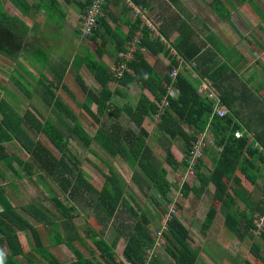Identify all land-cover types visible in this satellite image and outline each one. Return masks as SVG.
<instances>
[{"label":"trees","instance_id":"trees-1","mask_svg":"<svg viewBox=\"0 0 264 264\" xmlns=\"http://www.w3.org/2000/svg\"><path fill=\"white\" fill-rule=\"evenodd\" d=\"M91 1L85 0L80 6L84 9L90 5ZM116 1L121 2V0ZM131 1L143 10H152L153 8L150 4L152 0ZM237 1L240 4L250 3L253 5V0ZM12 2L23 14H27L33 8L26 0H12ZM230 3V0H211L208 4L220 19L226 20L229 19L231 13V9L227 5ZM106 6L107 3H104L101 7L103 13L100 16L97 15L96 21L107 32L117 35L118 47L116 50L118 55L114 59L112 68L104 61H96L89 54L87 59L78 56L80 59L75 60L73 58L71 60L77 68L85 64L101 87L99 94H95L85 86L79 75L76 74L75 76L77 89L74 88L84 93L83 107L97 125L92 135H89L76 121L70 102L63 95H58L48 83L43 82L39 77H35L23 64L21 68L32 80L37 79L34 85H36V89L38 84L41 85L42 98L46 104L54 106L63 117L71 120L69 131L76 135L86 147L96 141L110 155L122 157L131 168L139 166L147 177V180L141 179V177L136 176L135 171L133 172L132 177L138 183L139 188H149L147 184L149 181L150 186L155 188L160 196L166 200H169L170 183L167 180L166 171L156 163L147 144V138L152 129H150V125H148L149 127L144 126V121L146 123L152 122L155 114H158L159 122L155 123L158 130L163 131L171 141L176 138L182 140L183 165H187V158L197 135L203 130L210 132L213 144L217 147V157L212 169L208 173L200 171L202 165L201 159H199L196 164L198 185H188V182L183 181L180 190L184 195L193 191L195 196H200L206 187L212 185L214 187L212 197L220 203V206H211L208 212L209 222L212 221L219 208L224 212V224L228 230L236 233L240 238L243 237L244 232L252 235L255 219L264 212V198L255 206L258 214L250 213L247 215L245 211L237 208L236 198L242 200L245 207L252 212L248 198L240 189H232V183L239 185L248 181L250 184H255L259 171L264 166V110L256 109L255 116L252 115L254 116L253 119L247 122L241 120L237 110L233 109L234 104L238 101H243L248 107L251 97L244 91L247 89L244 84H242L243 90L241 89L237 93V89L235 90V87L231 85L232 81H226L228 76L233 73L229 60H222L217 64L213 62L217 53L224 57L228 56L229 49H223L220 46L221 43L215 41L210 34L205 35L201 40L197 30L192 27L187 19L176 12L171 15H162L164 21L157 27L156 32L140 18L134 17L127 21L128 30L125 34L116 33L114 29L109 27L104 18L106 17ZM125 9L123 4V10ZM159 15L161 16V14ZM84 16L85 12L81 11L80 18L82 19ZM202 25L208 32L210 31L208 25L203 22ZM100 26L96 25L92 29L94 41L101 31ZM173 29L177 31V35L169 41V30ZM30 30L31 27L22 19L8 14L0 5V54L13 61H17L19 57L26 55L33 62L31 65L34 68L35 66L43 68L47 64L52 66L53 63L49 61L48 51L36 46L31 47L33 44L27 43L28 40L26 39ZM137 30L140 31L141 36L132 53V59L128 60L126 59L127 48L125 44L133 39ZM99 48V46L95 47V51L101 57L102 53ZM171 48H174L176 55L183 60V64L178 63L176 56L171 52ZM143 50H148L155 55L163 53L169 61L168 65L165 66V71L161 73L152 65L143 54ZM191 61H194L195 71L198 75L217 89L221 102L227 107L225 115H213L211 102L199 95L196 88L197 84L195 80L189 77L190 69L185 65ZM237 61L234 60L232 64L235 65ZM123 62L126 69L122 76L117 79L118 84L128 87L133 82L138 83L142 90L147 89L151 93V97L141 91L135 105H131L128 101L121 105L112 102L111 94L113 92L111 93L109 90L108 82L115 78L113 72ZM173 68H178V72L175 78L171 79L169 70ZM66 71L67 66L65 64L60 69L54 68L57 79H50L51 84L59 88V91L65 85L67 75L65 79L63 77ZM11 79L15 80L14 83L18 89L30 99L32 93L29 89L30 82L22 83L16 75H13ZM196 82L199 81L196 80ZM169 84L177 90L175 97L167 94V85ZM0 88H2L1 84ZM115 91H118L117 87L114 89ZM254 91L258 93V98L252 97L253 102L256 105L264 103V82L257 84ZM163 97H166L167 101L165 106L161 104ZM92 103L96 105L95 110H91L89 107ZM122 113H125L135 123L138 128L137 131L122 123L120 119ZM106 116H110V119L107 120ZM247 119H249V115ZM236 130L242 132L240 137L234 135ZM32 134H43L48 139L50 146L39 139H33ZM13 141L22 146L30 161L22 160L6 149L5 144ZM166 160L173 167L176 166L175 159H173L169 149L166 152ZM0 162L14 172L16 169L13 163H16L19 168L24 169L29 174L31 169L35 167L40 174L43 173L46 178L55 181L58 188L63 193L66 192L67 195L77 194L79 188L83 192H88V189H91L97 196L99 208L101 207L109 217L115 216L119 206L126 207L134 218V222L126 234L122 233V229L115 230L113 239L111 242H107L95 228L88 226L84 230L85 236L95 244L105 264H122L115 259L114 254V248L121 237L124 238L122 250L124 260L128 264H143L144 248H152L154 237L151 235L146 222L140 219L141 214L138 215L127 204L128 202L119 185L113 178L114 176L105 175L101 186L95 187L91 180L83 175L80 161L71 153L63 130L50 119L43 117L31 103L23 111L19 110L4 97L1 89ZM38 178L41 177L38 176ZM49 198L61 213L62 219L58 221L53 219L34 203L24 204L22 208L36 222L49 225L53 235V243H64L75 255L72 264H102L94 257L92 259L82 254L74 244L75 241H78L84 245L83 236L79 235L78 229L72 221L75 207L64 205L58 194L49 195ZM0 208V264H42L35 259L36 255L43 258L48 264H59L58 259L43 243L37 227L10 202L2 185H0ZM241 224L244 225V228L241 227ZM201 228L207 229V224L202 225ZM259 235L264 239V228ZM161 236L169 247L168 253L173 260L172 264H198V256L189 244V230L176 215H171L167 219L166 232H162ZM21 237L26 240V251L21 242ZM259 249V243L253 241L249 252L253 257L260 259ZM20 257H23L24 260H21ZM257 259L251 264H260L261 259ZM151 263L166 264L163 261H158L153 255Z\"/></svg>","mask_w":264,"mask_h":264},{"label":"rangeland","instance_id":"rangeland-1","mask_svg":"<svg viewBox=\"0 0 264 264\" xmlns=\"http://www.w3.org/2000/svg\"><path fill=\"white\" fill-rule=\"evenodd\" d=\"M84 1L85 0H73L71 1V4H69L65 0H56L51 10L57 9V11L63 12V16L59 17L64 19L61 29L58 28L56 33L52 30H49L48 28H42V31H40V29H36V31L33 32L28 38L29 42L44 45L49 48L50 60L53 63L52 66L47 64L43 68L36 66L34 68L31 65L33 62L26 55L18 58L17 61H13L3 58V55L0 54V84L2 86L0 89L4 97L21 111H23L29 105V103H31L35 108L38 109L43 117L50 119L53 123L60 127L66 135L68 147L71 153H73L80 161V167L83 175L91 180L95 187L99 188L101 186L105 175L109 174L114 176V180L117 182V185H119L124 198L128 202L127 204L130 205L138 215L141 214L140 219H143L144 222H146L151 235L154 237L153 246L151 248L152 251L150 253L155 256L158 261H163L166 264L173 263V260L168 253L169 247L165 242V239L160 236V233L166 232V220L171 215H176L189 230V244L197 254L199 264H204L203 259L205 264H225L223 260L217 261L215 257L219 256L220 253L222 254L225 251H227L224 255H226L228 263L233 259V257H236V261H238L239 264H241L242 260L245 262V264L246 262L247 264H251L257 259L249 252L253 241H257L260 245L259 258L261 260H257H260V264H264V239H262L259 235V228L256 224L258 217L254 221L256 229H252L253 234L250 235V233L244 232L242 235L243 237L240 238L239 235L226 228L224 224L223 210L218 208L212 221L209 222L208 212L211 206H220V203L215 201L212 197V193L214 191V187L212 185L206 187L200 196H195L193 191H189L187 195L182 193L180 190L182 181L188 182V185H198L199 179L196 176V169L194 170L195 174L193 173L190 175L187 173L186 165H183L182 163V159L184 157L182 153V140L180 138H176L171 141L163 131L158 130L157 126H155V123L157 124L159 119L153 118V123L149 121L146 123V121H144L143 125H146V127H149L148 125H150V129H152L150 136L147 138V144L153 153L156 163L166 171V177L170 183V191L168 193L170 201L166 200L163 196H160L155 188L150 186L149 181L147 183L149 188H139L138 183L132 177L133 172L135 171L137 177L147 180L146 175L139 166L131 168L122 157L110 155L104 149H102L96 141H93L89 147H86L76 135L69 131V128L71 127V120L63 117L54 106L52 107L46 104V102L43 100L42 91L40 88L41 85L38 84L37 89L36 85H34V82H37L36 78L33 80L30 79L29 81V89L32 92L30 99H28L24 93L18 89L14 83L15 80L13 81L11 78L9 79V74L13 69L15 70L16 66L17 69L24 71L25 74L23 72L22 73L25 79L27 76H29L25 70L21 68L23 64L26 69H28L35 77H39V79H41L43 82L48 83L52 89L58 93V95H63L65 99L70 102L72 111L76 116V121L86 130L89 135L93 134L94 130L97 128L96 122L93 121V118L89 116L83 107L84 93L79 89L75 90L74 88L76 87L75 76L76 74H79L84 81L85 86H87V88H89L93 93L99 94L101 87L100 84L95 80L92 72L86 67L85 64H83L81 68H78V70L71 68L67 74L65 85L62 86L61 91H59V88L54 87L46 76L47 72L48 75L56 80L57 77L54 73V68L60 69L64 64L68 68L71 67L72 64L69 63H71V57L75 53L74 51L79 48V50L76 51L77 53L81 49V46L77 47L76 45L82 43L83 41L85 43L82 44L83 47L87 46V49H91L93 58L96 61L103 60L112 68L114 59L118 55V52L116 50L112 54L108 46H111L110 40L114 38V35L104 32L105 29L97 24V21L93 29L96 27V25L98 27L100 26V28H102L100 34H102L103 37L96 36V42L92 39L93 30L87 34H84V27L81 25L82 19L80 18L81 11L85 12L87 9V7L82 9L80 6V4L84 3ZM107 1L111 2V0H105L103 4H106ZM209 1L211 0H186L185 5H189L191 17L187 20L192 25V27H198L199 23L197 24V20L193 19V16L197 15L201 18L203 23L205 22L206 25L211 27L218 39L221 40L224 46L222 44H220V46L223 49H229V47L232 46L238 53H240V55H245L246 61L243 62L238 60L235 66H233V73L228 76L226 81H232L231 85L235 87V90L237 89V93L241 89L243 90L242 84L246 86L247 89L244 91L249 94V97H251L250 101L247 100L249 101L248 107L245 106L247 104L243 103V101H238L236 104H234L233 109L237 110L241 120L248 122L255 116L254 112L256 109L264 110V103H258L256 105L252 99V97L255 99L258 98V93L254 91V87L258 84V82H264V68L262 67L264 66V53H262L264 51L261 49V47L264 48V37H259L262 39V42H258L260 46L258 47L256 44L250 43L254 42L255 38L257 39L258 36L253 33H249L254 30V32L257 34V27L260 28L264 26V20L255 11L256 5L258 10L264 14V0H253V5L250 3H244L245 5H241L237 0H230L231 3L227 5L228 8H230L233 12L231 16L228 17L229 19H226L225 21L227 22L228 20H231L234 24L232 27L230 26V23L225 24L224 21H221L222 23L220 27L217 26V22H219L220 19L214 14L213 10L209 6ZM4 2L6 5L9 4V0H4ZM153 2L156 6H153L152 10L144 9L142 11L143 13H140L144 16L142 18L143 21L147 22L149 20V22L154 26V31L156 32L157 25L152 22L151 19H154L159 14H165L164 12L162 13L160 11H164L166 9L165 7L171 2V0H161V2L153 0ZM123 3L126 8L125 11L121 12L119 9H117V6H114L113 11L115 15L119 14L131 19L136 17L132 9L125 3V1L121 0L122 5ZM165 3H167V5H165ZM233 4L236 5V9H234L235 7ZM0 5H2L1 0ZM111 6H113L112 3ZM7 8L10 9V6ZM41 8L42 12L47 14L46 10L49 8V4L46 2V4ZM57 11L54 15L56 20ZM98 11L99 12H97V15L100 16L103 13L102 9L100 8ZM104 18L109 27L114 29L116 32H123L121 28L124 31L128 30V26L118 22L119 20L116 21L118 22L116 23L118 26L114 28L115 23L111 22V18L109 16ZM51 20H54V18ZM201 30L203 33L207 32L203 25H201ZM138 31L139 30L135 32L133 39H131L129 43L125 44L127 48L125 52L126 58L129 57L130 50L134 49L133 41ZM79 35H82V38ZM245 35L250 37L252 40L248 41L249 38ZM199 38L202 40V36L199 35ZM244 38H247V41H244ZM48 39H51V41H47ZM113 40H115V38ZM91 41H94L96 43L95 47L99 46L100 50L103 48H105V50L108 49V52H104L105 54H108L105 56V60L102 58L103 55L100 57L95 51L94 47L90 44ZM136 47L137 46L135 45V48ZM144 53L145 56L148 57L146 58L151 62L152 55H150L148 51L143 52V54ZM221 53H223V50H221ZM231 56L232 59L236 58V54L233 52H231ZM162 59L160 56L156 59L159 62H155V60H153L154 63H152L161 73L165 71V66H167L169 63L168 60L165 61L164 59L162 62ZM214 60L215 61L213 62L217 64L221 61V57L216 54L214 56ZM193 67H196V65H193ZM125 69L126 65L123 62L121 68L115 69L113 72V75L116 79L114 78L108 82V88L111 93L113 92V94H111V100L114 104L118 103V105H121L126 101H128L131 105H135L138 95L141 91H144L147 95L151 93L147 89L142 90L139 84L135 82L131 83V85L128 87H123L118 84L119 82L117 79L122 76V73ZM195 83L197 84L196 80ZM116 87L118 88V91L114 92ZM211 87L218 94L217 89H215L212 84ZM196 88L198 91L200 90V86H196ZM149 97L151 96L149 95ZM89 107L91 110H95L96 105L92 103ZM248 115L249 119H247ZM106 117L107 120L110 119V116ZM120 117L122 123L125 126L132 128L134 131L138 130L135 123L131 121L125 113H122ZM40 118L42 119V117ZM31 137L33 139H39L47 146H50L48 139L43 134H32ZM205 141L206 147L204 149L202 159H209L212 164H210L211 167L203 165L200 171L208 173L215 163L217 157V147L213 144V139L210 132H207ZM5 146L9 152L16 154L22 160L30 161L28 154L18 142L13 141L5 144ZM167 149L170 150L173 159H175L176 166L174 167L166 160ZM206 149L207 153L205 151ZM13 165L16 169V172L12 171L4 163L0 162V185L4 187L6 196L10 202L15 205L17 210L25 215L33 223V225L37 227L39 233L42 236L43 243L48 246L53 255L58 259L59 264H72V262L75 260V255L64 243L54 244L53 235L51 234L49 225L36 222L22 208L24 204L34 203L44 210L47 215H50L53 219L58 221L63 217L61 213L55 208L52 200L49 198V195L53 196L55 194L60 195V200L64 205H73L75 207V212L72 215V221L76 225L79 235L83 236L84 240V245L78 241H75L74 244L77 249L88 258L93 259L94 257L97 259V261L105 264L103 259L100 257L99 251L95 244L87 236H85L84 230L88 226L95 228L99 235L107 242H111L115 234V230L119 231L122 229V233L126 234L134 222L132 214L128 212L126 207H123V205L119 206L115 216L109 217L101 209V207L99 208L97 196L91 189H88V192H83L79 188V192H77V194L73 196L67 195L66 192L63 193L61 189L58 188L55 181L46 178L43 173L40 174V172L35 167L31 169V173L29 174L26 173L24 169L19 168L16 163H13ZM38 176L41 178H38ZM232 189H240V191L244 193V195L248 198L252 212L250 209L245 207L244 202L237 197L236 204L238 209L245 211L247 215L250 213L258 214L255 206L261 199L264 198V166L261 167L255 184H250L248 181H244L239 185L232 183ZM205 224H207L208 228L202 229V225ZM241 227L244 228V225L241 224ZM25 241V238L21 237V242L23 244L24 250L26 251L27 245ZM123 247L124 238L121 237L114 248L115 259L122 264H128V262H126L122 256ZM147 249L148 248H144V253L147 252ZM20 259L24 260L23 257H20ZM35 259L42 264H48L47 261H45L40 256L36 255Z\"/></svg>","mask_w":264,"mask_h":264},{"label":"crops","instance_id":"crops-1","mask_svg":"<svg viewBox=\"0 0 264 264\" xmlns=\"http://www.w3.org/2000/svg\"><path fill=\"white\" fill-rule=\"evenodd\" d=\"M26 1H28L29 2V4H31L32 6H33V8H32V10H30L27 14H23L22 12H21V10L20 9H18L16 6H15V4L12 2V0H9V4L8 5H6L5 4V2H4V0H1V2H2V7H3V10L4 11H6L8 14H10V15H15V16H17V17H19L20 19H22L29 27H31V30H30V32H29V34H28V36H27V39L26 40H28V38L32 35V33L33 32H35L36 31V29H40V31H42V28H44V29H46V28H48L49 30H52L53 32H55L56 33V30L58 29V28H60L61 29V25L63 24V20L64 19H61V18H59L60 16H63V12H60V11H57V9L56 10H51L52 9V6H54V3L56 2V0H49V2H48V0H26ZM67 3H69V4H71V1H73V0H65ZM157 2H161V0H156ZM186 0H171V2L167 5V3H165V5H167L165 8V10L164 11H160V12H164L165 14H163L164 16L165 15H167V14H172V13H174V12H176V13H178V14H180V16L181 17H183V18H185V19H190L191 17H190V12H189V10H190V7H189V5H185L186 4V2H185ZM46 2L49 4V8L46 10V12H47V14H44V12H42V6H44L45 4H46ZM151 3V5H152V7L153 6H156L155 4H154V2H153V0L152 1H150ZM199 2H201V1H199ZM210 2V1H209ZM111 3H112V5L113 6H111ZM124 4V3H123ZM195 4V3H194ZM158 5H159V3H158ZM178 5V6H177ZM242 5V4H241ZM243 5H245V4H243ZM10 6V9H8L7 7H9ZM15 6V7H14ZM114 6H117V9H119V11H121V12H124L125 10H123V5L121 4V2H115V0H113V1H111V2H109V1H107V6H106V9H105V12H106V16H109L110 18H111V22L113 23H115V26H114V28H116L118 25H116V23H118V22H121V23H123L124 25H127V21L130 19L129 17H124V16H121V15H115V13H114V11H113V8H114ZM122 6V7H121ZM125 6V5H124ZM234 9H236L237 7H236V5L234 4ZM256 8H257V10H256ZM153 9V8H152ZM234 9H232V10H234ZM56 11H57V20L55 19V17H54V15L56 14ZM159 11V10H158ZM188 11V12H187ZM255 11L258 13V15L264 20V14L261 12V11H259L258 10V7H256L255 6ZM232 12L233 11H231V13H230V15L229 16H231V14H232ZM110 13H111V15H110ZM215 14V13H214ZM216 15V14H215ZM52 18H54V20H51ZM193 19H195V20H197V24L199 23V26L198 27H193V28H195L196 30H197V33H198V35H200V36H202V37H204L205 35H207V34H210L211 36H212V38H214L215 39V41H217V42H219V44L221 43L222 44V42H221V40L220 39H218V37H217V35L212 31V29H211V27H209L210 28V31L208 32V30H207V32L206 33H203V31L201 30V25H202V21H201V18L200 17H198L197 15L196 16H193ZM212 19V18H211ZM220 19V18H219ZM30 21V23H29V21ZM81 20V19H80ZM119 20V21H118ZM152 20V22H154L156 25H157V27H159L160 26V24H161V22L162 21H164L163 20V18H162V15L160 16V15H157L154 19L152 18L151 19ZM56 21H57V23H56ZM116 21H118V22H116ZM224 21V23L225 24H231L230 26L232 27L234 24H233V22L231 21V20H228L227 22L225 21V20H219V22H217V26L218 27H220L221 26V23ZM48 22V23H47ZM205 23V22H204ZM159 24V25H158ZM52 27H53V29H52ZM204 27V26H203ZM119 28H121V27H119ZM47 29V30H48ZM100 29H102V28H100ZM257 29H258V32H257V34L254 32V30L253 31H251V32H249V33H253V34H255V35H257L258 37H257V39L255 38V40H254V42H250V43H254V44H256L258 47H260L259 46V44H258V42L260 41V42H262L261 40V38L262 37H264V26L263 27H257ZM121 30L124 32H122L123 34H125L126 33V31L127 30H123L122 28H121ZM104 32H107L106 30H104ZM114 32H116L115 30H114ZM108 34H110L109 32H107ZM116 33H118V32H116ZM177 35V31L176 30H169V41H171L175 36ZM81 38H82V35H79ZM98 36H102L103 37V35H101L100 33H98ZM246 36V35H245ZM261 36V38H259ZM55 37H56V34H55ZM246 37H248V36H246ZM53 38V37H52ZM115 38V40H113ZM114 38L112 39V40H110L111 41V46H108V48L111 50V52H112V54L116 51V48L118 47L117 46V42H116V38H117V35H114ZM249 39H248V41H251L252 39H250V37H248ZM99 40H100V37H99ZM244 41H247V38H244L243 39ZM44 41V40H43ZM47 41H51V39H48ZM96 42H97V39L95 40ZM29 42V40L27 41V43ZM116 42V43H115ZM29 43H31V44H33L31 47H37V48H42L43 50H45V51H48L49 52V48H47L46 46H44V45H40V44H36V43H32V42H29ZM30 44V45H31ZM82 44H85L84 43V41L82 42V43H79L78 45H76L77 47H80L81 49H80V51H78L77 53H76V51L77 50H79V48L76 50V51H74L75 53L73 54V56L71 57V60L73 59V58H75V60H77V59H80V57H85V59H87V56H88V54L89 55H91L92 57H93V54H92V52H91V49H87V46H84L83 47V45ZM90 44L94 47V49H95V42L94 41H91L90 42ZM262 44V43H261ZM223 45V44H222ZM224 46V45H223ZM93 47H91V48H93ZM261 49L264 51V48H262L261 47ZM109 50V51H110ZM148 51V50H147ZM147 51H145V50H143V52H147ZM102 54H101V56L103 55V59L105 60V56L106 55H108V54H105L104 52H108V49H106L105 50V48H103V49H101V51H100ZM231 52H233V53H235L236 54V58H231L232 56H231ZM237 51L235 50V49H233V47L231 46V47H229V53H228V56H226V57H224V56H221L219 53H217V55L219 56V57H221V61L222 60H229V63H231L230 65H231V68H233V66H235L234 64H232V62L234 61V60H241V61H246V57H245V55H241V56H239L240 55V53H236ZM104 53V54H103ZM148 53H150V55H152V60H151V64L152 63H154L153 62V60H155V62H159V61H157L156 59L157 58H159L160 56H161V59L163 58L165 61L167 60V58H166V56L165 55H163L162 53H159V54H157V55H155V54H153L152 52H150V51H148ZM262 53H264V52H262ZM84 54H86V55H84ZM144 55H145V53H144ZM75 56V57H74ZM78 56H80V57H78ZM78 57V58H77ZM145 57H147V56H145ZM150 57V56H149ZM3 58H7V57H5V56H3ZM20 58V57H19ZM148 58V57H147ZM243 58V59H242ZM7 59H9V58H7ZM163 59H162V62H163ZM11 60V59H10ZM49 61L50 62H52L51 60H50V53H49ZM103 61V60H102ZM231 61V62H230ZM106 63V62H105ZM69 64H72L71 65V67H67V71H66V73L64 74V77H63V79H65L66 78V75L68 74V72H69V70L72 68V69H76V70H78V68L77 67H75L74 66V63L71 61V63H69ZM153 65V64H152ZM241 65V64H240ZM239 65V66H240ZM69 66V65H68ZM74 66V67H73ZM82 66V65H81ZM81 66L79 67V68H81ZM238 66V67H239ZM263 68H264V66H262ZM14 68V67H13ZM181 69H183V68H181ZM18 70V71H17ZM24 73V71L23 70H20V69H17V66L15 67V70L13 69L12 70V72L9 74V79L13 76V75H16L23 83H26V82H29L30 81V79H32L31 77H29V76H27V78L25 79L24 78V75H23V73ZM46 72V71H45ZM25 74V73H24ZM79 75V74H78ZM46 76H47V78L49 79V81H50V79H54L53 77H51L50 75H48L47 74V72H46ZM80 76V75H79ZM81 78V77H80ZM82 79V78H81ZM1 81V80H0ZM84 82V81H83ZM260 83H263V82H258V84H260ZM150 96H151V94H149ZM148 95V96H149ZM144 126H146V125H144ZM206 151V153H207V149L205 150ZM210 164H212L211 163V161H209V159H206V158H204V160L201 158V165L203 166V165H206V166H209V167H211V165ZM209 227H211V226H209ZM225 252H227V251H225ZM225 252H223L222 254L220 253L219 254V256H215L216 257V260L217 261H219V260H223L224 262H225V264H239V262L238 261H236V257H233V259L231 260V261H229V263H228V259H227V257H226V255H224L225 254ZM215 257H214V260H215ZM247 260V259H246ZM203 263L205 264V261H204V259H203ZM198 264H199V261H198ZM241 264H245V262L242 260L241 261ZM246 264H247V262H246Z\"/></svg>","mask_w":264,"mask_h":264},{"label":"built area","instance_id":"built-area-1","mask_svg":"<svg viewBox=\"0 0 264 264\" xmlns=\"http://www.w3.org/2000/svg\"><path fill=\"white\" fill-rule=\"evenodd\" d=\"M104 1L105 0H92L90 5L87 7V9L85 11V16H84V18H82V22H81L82 27H84V30H83L84 34L91 32V30L93 29V27L96 23L97 12H99L98 10H100L101 5L103 4ZM124 1L132 9L135 16L140 18L143 21L142 18L144 16H143V14H141V13H143L142 12L143 9H140V7L135 5L131 0H124ZM144 23L147 24L151 29H155L154 26L149 22V20L147 22H144ZM140 36H141V33L138 31L136 33L135 39L133 41L134 49L130 50L129 57H127L126 59H128V60L132 59V53L135 50V45L139 42ZM171 52H172V54H174L176 56L178 63L183 64V60L178 55H176V51L174 50V48H171ZM121 65H119L118 69L121 68ZM185 65L188 66V68L190 69V77L193 80L199 81V82H197V86H200V90L198 91L199 95H201V97H203V98H205L211 102L212 109H213L212 110L213 115L214 114L217 116L225 115L227 113V107L221 102V99L219 97V93L217 94L216 91L212 89L211 84L208 81H206L205 79L198 76L197 72L195 71V67H193V65L195 66V63L193 61L185 63ZM177 72H178V68L171 69L169 71L170 78L174 79ZM167 94L175 97L177 94V90L171 84H169V85H167ZM161 104H162V106L167 105L166 97H163ZM154 117H155V119H159L158 114H155ZM207 132H208L207 130H203L202 132H200L197 135L196 140L190 149V153L188 155L187 165H186V171L190 175L194 173V170L196 169L197 161L199 159H201L203 156L204 148L206 145L205 136H206ZM234 135L236 137H240L242 135V132L240 130H236L234 132ZM256 224L259 228V233H260V231L264 228V212L258 216V221ZM160 236H161V233H160ZM151 251H152V249L148 248L147 252L144 253L145 256H144L143 264H152L151 263L152 254L150 253Z\"/></svg>","mask_w":264,"mask_h":264}]
</instances>
